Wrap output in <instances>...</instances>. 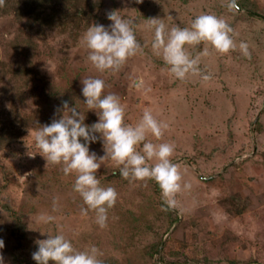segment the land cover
Returning a JSON list of instances; mask_svg holds the SVG:
<instances>
[{
  "label": "rangeland",
  "instance_id": "1",
  "mask_svg": "<svg viewBox=\"0 0 264 264\" xmlns=\"http://www.w3.org/2000/svg\"><path fill=\"white\" fill-rule=\"evenodd\" d=\"M4 0L0 4V237L6 264H37V239L62 232L78 250L95 245L103 264H264V0ZM111 11L133 22L143 51L117 71L99 72L83 41L96 23L109 25ZM212 13L249 45L226 54L208 45L199 67L212 74L184 81L169 71L153 47L149 19L189 27ZM204 43L189 46L193 56ZM101 78L105 94L125 105L135 125L145 109L168 123L163 136L146 142L173 143L172 157L191 188L179 206L164 210L159 185L125 179L121 165L105 160L97 171L104 187L118 192L106 227L96 223L74 190L76 173L48 163L34 129L51 123L62 101L87 112L82 80ZM142 80L144 87L134 84ZM98 120L92 110L85 123ZM142 147V145H141ZM90 151L105 155L102 141ZM47 164V165H46ZM42 214L55 216L39 222ZM44 233V234H41ZM51 264V262H50Z\"/></svg>",
  "mask_w": 264,
  "mask_h": 264
},
{
  "label": "clouds",
  "instance_id": "2",
  "mask_svg": "<svg viewBox=\"0 0 264 264\" xmlns=\"http://www.w3.org/2000/svg\"><path fill=\"white\" fill-rule=\"evenodd\" d=\"M3 2L0 0V4ZM137 2L142 3L143 0ZM227 7L237 8V0H228ZM107 18L111 24H92L82 38L89 49L88 60L99 72L117 71L129 57L143 51L131 20L119 15L118 11L109 12ZM149 20L154 28V51L162 55L169 66L168 71L181 81L194 75H199L205 82L212 80V74L205 73L199 67L201 57L209 54L208 45L221 54L236 50L237 47L243 55L250 54L247 42L240 41L237 45L231 25L216 14L202 13L192 20L189 27L178 24L170 27L162 18ZM201 43L205 44L203 51L193 56L189 46ZM82 85L81 91L85 97L83 104L88 111L96 113V122L86 124L88 111L83 112L64 100L54 112V117L56 113H61L58 119L53 118L51 123L33 130L36 146L47 164L62 165L65 175L73 172L77 174L73 187L87 205L81 208L82 215L94 210L96 223L102 228L107 225L108 211L116 204L118 192L113 187L102 186L97 171L103 165L102 162L109 159L122 166L120 175L125 179L154 180L161 189L162 208H177L178 194L189 190L191 184L184 182L178 165L172 160L175 145L146 142L149 133L160 139L169 127L168 123L158 120L150 109H145L135 125L128 124L125 122V105L118 95L105 94L103 79L89 77L82 80ZM134 86L141 89L144 82L137 81ZM98 140L103 142V156L90 151V144ZM55 219V216L45 214L38 217L42 223H50ZM35 243L38 247L32 253V259L37 264H103L100 259L102 253L97 246L78 250L62 232L47 234L46 239H37ZM4 247L5 241L0 237V250ZM0 264H6L2 251Z\"/></svg>",
  "mask_w": 264,
  "mask_h": 264
}]
</instances>
